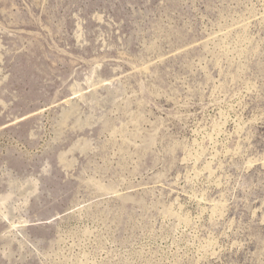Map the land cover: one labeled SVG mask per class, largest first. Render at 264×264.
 <instances>
[{
    "label": "rangeland",
    "instance_id": "1",
    "mask_svg": "<svg viewBox=\"0 0 264 264\" xmlns=\"http://www.w3.org/2000/svg\"><path fill=\"white\" fill-rule=\"evenodd\" d=\"M0 264H264V0H0Z\"/></svg>",
    "mask_w": 264,
    "mask_h": 264
},
{
    "label": "bare ground",
    "instance_id": "2",
    "mask_svg": "<svg viewBox=\"0 0 264 264\" xmlns=\"http://www.w3.org/2000/svg\"><path fill=\"white\" fill-rule=\"evenodd\" d=\"M214 140V139H213ZM14 227H18V226H14Z\"/></svg>",
    "mask_w": 264,
    "mask_h": 264
}]
</instances>
